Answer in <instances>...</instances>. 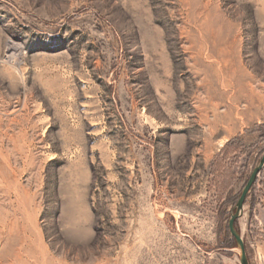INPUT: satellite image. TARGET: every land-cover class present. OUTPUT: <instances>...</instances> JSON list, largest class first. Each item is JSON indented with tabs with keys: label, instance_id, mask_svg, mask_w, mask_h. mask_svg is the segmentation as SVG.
I'll return each instance as SVG.
<instances>
[{
	"label": "rangeland",
	"instance_id": "obj_1",
	"mask_svg": "<svg viewBox=\"0 0 264 264\" xmlns=\"http://www.w3.org/2000/svg\"><path fill=\"white\" fill-rule=\"evenodd\" d=\"M263 151L264 0H0V264H240Z\"/></svg>",
	"mask_w": 264,
	"mask_h": 264
},
{
	"label": "water",
	"instance_id": "obj_2",
	"mask_svg": "<svg viewBox=\"0 0 264 264\" xmlns=\"http://www.w3.org/2000/svg\"><path fill=\"white\" fill-rule=\"evenodd\" d=\"M263 167H264V151H263V154H262L257 166H255L253 168V170L251 171L247 181L245 182V184H244V186L240 192V195L237 199L235 212L233 214H231L229 221H228L229 232L238 245L240 264H248L247 254H246L243 239L241 238V236L237 232L234 223H235V220L241 214V211L243 209L247 194L250 191V189H251V187L255 181V178L258 176L259 172L262 170Z\"/></svg>",
	"mask_w": 264,
	"mask_h": 264
},
{
	"label": "trees",
	"instance_id": "obj_3",
	"mask_svg": "<svg viewBox=\"0 0 264 264\" xmlns=\"http://www.w3.org/2000/svg\"><path fill=\"white\" fill-rule=\"evenodd\" d=\"M263 171H264V168H263L259 173H262ZM258 175H259V174H258ZM256 180H257V177L255 178V181H254L253 185L255 184ZM253 185H252V186H253Z\"/></svg>",
	"mask_w": 264,
	"mask_h": 264
}]
</instances>
